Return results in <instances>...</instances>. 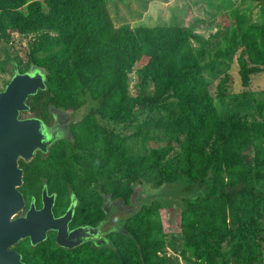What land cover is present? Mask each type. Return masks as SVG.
Returning <instances> with one entry per match:
<instances>
[{
	"label": "trees",
	"instance_id": "16d2710c",
	"mask_svg": "<svg viewBox=\"0 0 264 264\" xmlns=\"http://www.w3.org/2000/svg\"><path fill=\"white\" fill-rule=\"evenodd\" d=\"M224 14L212 37L226 30L227 45L210 55L211 36L192 24L116 26L106 0H0V45L30 37L27 61L14 73H46L45 90L28 97L20 117L48 124L50 107L74 113L88 105L70 139L25 168L27 184L40 187L44 177L59 197L71 190L97 206L104 194L128 202L144 180L153 189L183 181L193 195L184 198L178 237L165 232L162 205L152 201L124 222L101 264H168L165 249L175 251L178 239L190 264H264V122L222 118L207 80L237 47L243 87L264 71V17ZM10 58L0 57L1 74ZM228 78L216 86L220 100ZM139 138L163 144L129 151L128 140Z\"/></svg>",
	"mask_w": 264,
	"mask_h": 264
},
{
	"label": "rangeland",
	"instance_id": "374dc122",
	"mask_svg": "<svg viewBox=\"0 0 264 264\" xmlns=\"http://www.w3.org/2000/svg\"><path fill=\"white\" fill-rule=\"evenodd\" d=\"M108 10L116 26L129 25L137 26L145 24L156 25H177L194 26L193 32L203 39L211 36L210 44L207 46L208 54L223 49L227 45L229 32L221 31L215 35L217 28L215 24L222 15L230 18L231 13L244 15L251 23H260L264 17V0H106ZM228 1V7L227 3ZM30 37H14L13 42L0 45V57H5V51L10 55L11 61L6 66L4 74L0 73V91L4 89L5 83L12 78L15 66L23 68L27 61V50L29 49ZM194 48L198 46L193 42ZM241 47L235 48L232 53L223 61L217 74L207 78L210 83V91L214 97L217 111L222 118L231 113H237L247 117L250 121L264 122V71L258 75L251 76L249 87H243L240 82L237 66V56ZM32 68V67H31ZM223 76H228L227 93L223 100L216 97V86ZM131 86L133 75H130ZM88 111L85 105L77 112H64L62 121L76 122ZM27 113L23 118L30 117ZM163 143H144L139 139H129V151L138 154L146 153L150 148L160 146ZM184 182L165 184L160 189H153L151 182L142 181V184L135 186L131 196V205L127 208L122 206V214L125 216L134 214L142 205H148L152 201L161 203L160 210L163 228L167 234L177 236L180 233V212L185 207L184 198L193 196L183 190ZM203 190H200L202 193ZM196 193V191L194 192ZM177 249L166 248L168 264H190L186 262L181 254V243L178 239L175 242ZM179 246V247H178ZM224 248H227L225 245ZM194 264V263H191Z\"/></svg>",
	"mask_w": 264,
	"mask_h": 264
},
{
	"label": "water",
	"instance_id": "95a60500",
	"mask_svg": "<svg viewBox=\"0 0 264 264\" xmlns=\"http://www.w3.org/2000/svg\"><path fill=\"white\" fill-rule=\"evenodd\" d=\"M45 79V71L38 67H32L25 73L15 70L0 91V264H24L10 247L27 236L32 244L41 241L47 228L59 230L56 242L66 246L62 237L67 234L66 224L70 220L72 206L66 215L54 219L45 191V206L40 212L34 214L30 210L26 218L11 220L23 205L22 194L18 191L23 172L18 167V160H30L36 151L47 154L54 143L71 137L68 127L60 125L64 110L50 107L49 114L54 119L52 126L36 117H20L21 113L29 110L28 97L45 90Z\"/></svg>",
	"mask_w": 264,
	"mask_h": 264
},
{
	"label": "flooded vegetation",
	"instance_id": "af4514ba",
	"mask_svg": "<svg viewBox=\"0 0 264 264\" xmlns=\"http://www.w3.org/2000/svg\"><path fill=\"white\" fill-rule=\"evenodd\" d=\"M53 122L51 116L50 123H44L52 126ZM60 122L61 126H67L70 131L73 122L70 120L64 122L62 119ZM37 153L40 152L36 151L30 160H18V167L23 172L22 183L18 187V191L22 194L23 205L11 220L26 218L30 210L34 214L40 212L45 206L43 202V191H45V199L51 203L54 219L66 215L72 206L70 220L66 224L67 234L65 236L63 234L62 237L66 246H60L56 242L59 230L47 228L41 241L32 244L31 238L27 236L10 247V250L19 254L24 264H101L103 251L114 247V236L117 233H124V222L133 215L124 216L121 209L122 206L127 208L131 205V197L128 202H124L122 198L116 199L110 194H104L102 203L97 206L93 203H80L71 190H68L67 196L59 197V194L49 187L44 177L40 178V187L29 186L25 180V168L32 166V161L37 157L43 161L48 156V153H40L39 156ZM93 190L102 193L98 187H94ZM40 225L44 224L40 223Z\"/></svg>",
	"mask_w": 264,
	"mask_h": 264
}]
</instances>
